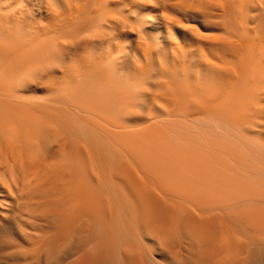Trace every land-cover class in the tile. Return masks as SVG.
<instances>
[{"label":"bare ground","instance_id":"obj_1","mask_svg":"<svg viewBox=\"0 0 264 264\" xmlns=\"http://www.w3.org/2000/svg\"><path fill=\"white\" fill-rule=\"evenodd\" d=\"M0 264H264V0H0Z\"/></svg>","mask_w":264,"mask_h":264},{"label":"rangeland","instance_id":"obj_2","mask_svg":"<svg viewBox=\"0 0 264 264\" xmlns=\"http://www.w3.org/2000/svg\"><path fill=\"white\" fill-rule=\"evenodd\" d=\"M201 30H202V28H201ZM203 31V30H202Z\"/></svg>","mask_w":264,"mask_h":264}]
</instances>
